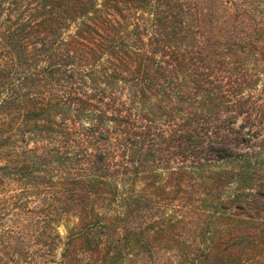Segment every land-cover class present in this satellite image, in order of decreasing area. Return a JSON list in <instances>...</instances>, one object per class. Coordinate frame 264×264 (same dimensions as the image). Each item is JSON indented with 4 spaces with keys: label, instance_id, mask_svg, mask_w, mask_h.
<instances>
[{
    "label": "trees",
    "instance_id": "trees-1",
    "mask_svg": "<svg viewBox=\"0 0 264 264\" xmlns=\"http://www.w3.org/2000/svg\"><path fill=\"white\" fill-rule=\"evenodd\" d=\"M0 264H264V0H0Z\"/></svg>",
    "mask_w": 264,
    "mask_h": 264
},
{
    "label": "rangeland",
    "instance_id": "rangeland-1",
    "mask_svg": "<svg viewBox=\"0 0 264 264\" xmlns=\"http://www.w3.org/2000/svg\"><path fill=\"white\" fill-rule=\"evenodd\" d=\"M59 231H60L61 234H63L64 233L63 227H60Z\"/></svg>",
    "mask_w": 264,
    "mask_h": 264
}]
</instances>
